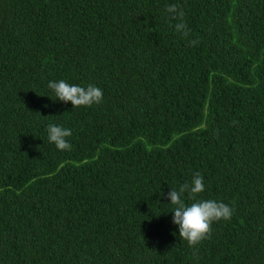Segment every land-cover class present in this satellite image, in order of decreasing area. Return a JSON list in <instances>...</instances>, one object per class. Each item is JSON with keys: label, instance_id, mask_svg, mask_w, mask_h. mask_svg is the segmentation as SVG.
Listing matches in <instances>:
<instances>
[{"label": "trees", "instance_id": "16d2710c", "mask_svg": "<svg viewBox=\"0 0 264 264\" xmlns=\"http://www.w3.org/2000/svg\"><path fill=\"white\" fill-rule=\"evenodd\" d=\"M197 172L234 212L194 250L167 194ZM0 264H264V0H0Z\"/></svg>", "mask_w": 264, "mask_h": 264}, {"label": "clouds", "instance_id": "9594fccd", "mask_svg": "<svg viewBox=\"0 0 264 264\" xmlns=\"http://www.w3.org/2000/svg\"><path fill=\"white\" fill-rule=\"evenodd\" d=\"M165 12L170 20L176 21L173 25L175 31L183 38L190 36V29L184 20L183 10L176 4L167 5ZM190 46L199 43L198 40H189ZM48 88L55 95V100L65 104L71 103L73 109L79 107H91L94 104L99 105L103 101L102 89L88 85L86 88L74 84H69L65 80L50 81ZM39 114V113H38ZM235 123V122H233ZM48 141L53 143L60 151H70L72 148L69 139L72 135L71 129L64 128L56 124L47 126ZM205 191L203 176L197 172L193 175L191 182L184 183L177 189H171L167 194V199L173 208L172 223L178 226L179 238L187 245L196 250L198 246L206 239H210L212 224L220 221H230L234 209L229 205L216 200L198 199L199 194ZM187 199L192 201L185 203V194ZM163 195V193L161 194ZM197 257V251L193 252Z\"/></svg>", "mask_w": 264, "mask_h": 264}]
</instances>
